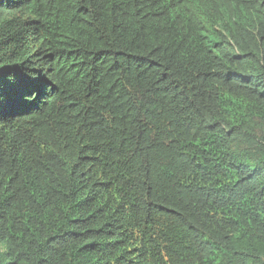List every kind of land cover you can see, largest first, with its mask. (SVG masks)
I'll use <instances>...</instances> for the list:
<instances>
[{
    "label": "trees",
    "instance_id": "16d2710c",
    "mask_svg": "<svg viewBox=\"0 0 264 264\" xmlns=\"http://www.w3.org/2000/svg\"><path fill=\"white\" fill-rule=\"evenodd\" d=\"M0 264H264V0H0Z\"/></svg>",
    "mask_w": 264,
    "mask_h": 264
}]
</instances>
